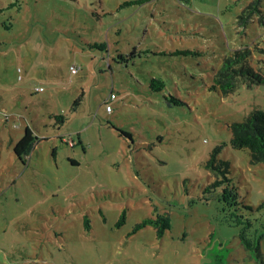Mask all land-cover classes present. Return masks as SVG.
<instances>
[{"label":"rangeland","instance_id":"rangeland-1","mask_svg":"<svg viewBox=\"0 0 264 264\" xmlns=\"http://www.w3.org/2000/svg\"><path fill=\"white\" fill-rule=\"evenodd\" d=\"M136 1L0 0V264H264V162L231 145L264 84L211 88L238 49L264 73V0ZM215 149L239 220L206 189ZM158 212L162 237L138 226Z\"/></svg>","mask_w":264,"mask_h":264},{"label":"trees","instance_id":"trees-1","mask_svg":"<svg viewBox=\"0 0 264 264\" xmlns=\"http://www.w3.org/2000/svg\"><path fill=\"white\" fill-rule=\"evenodd\" d=\"M146 1L149 0H138L136 2L142 4ZM256 9L257 1L249 3L239 15L240 22H244V19ZM93 45L99 46L103 49H106L107 47L105 43H95ZM252 53L253 52L250 48H244L238 49L233 55L226 57L223 60L221 67L215 72L214 83L211 88L223 94H228L235 91L241 83H246L248 85L264 84V73L262 70L254 68L249 62ZM122 57V54H118V56L114 58L118 59ZM164 85L165 84L161 79H152V87L155 90H162ZM174 100L176 103L179 102L176 99ZM59 118L62 122L66 121L64 116H59ZM231 131V145L234 148L249 150L251 163L253 164L264 162V110L255 109L244 119V121L232 123ZM38 140L39 137L34 129L29 125L26 126L23 136L15 145L14 152L16 156L25 163L26 158L31 153ZM218 150L219 149H215L210 158L206 161V166L215 176V180L206 189L222 188L221 197L225 206L229 211L233 210L232 214L237 220H239L242 217H245L244 214H239L237 212L241 206L248 208L250 211H253L255 208L240 201L238 187L229 176L231 169L230 162L218 158ZM85 222L88 226L89 219L87 217L85 218ZM247 223L248 225L253 224L249 218L247 219ZM145 225H153L156 228L158 236L162 237L168 229H171L172 219L168 213L158 212L156 217H147L138 226L143 227ZM241 239L247 245H250V239L247 237L245 231H242Z\"/></svg>","mask_w":264,"mask_h":264},{"label":"built area","instance_id":"built-area-1","mask_svg":"<svg viewBox=\"0 0 264 264\" xmlns=\"http://www.w3.org/2000/svg\"><path fill=\"white\" fill-rule=\"evenodd\" d=\"M71 71H72L73 73L77 72V67H75V66H71ZM114 98H115V95H114V94H111L110 99L113 100ZM107 109H108V110H111V105H110L109 102H107ZM73 143H74L73 141H70V144H71V145H73Z\"/></svg>","mask_w":264,"mask_h":264}]
</instances>
